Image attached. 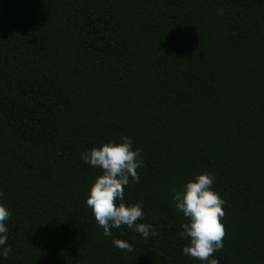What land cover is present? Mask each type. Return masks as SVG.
Here are the masks:
<instances>
[{"label": "trees", "instance_id": "trees-1", "mask_svg": "<svg viewBox=\"0 0 264 264\" xmlns=\"http://www.w3.org/2000/svg\"><path fill=\"white\" fill-rule=\"evenodd\" d=\"M125 135L147 239L85 203L80 154ZM201 172L225 201L210 259L264 264V0H0V264H200L171 195Z\"/></svg>", "mask_w": 264, "mask_h": 264}, {"label": "clouds", "instance_id": "clouds-1", "mask_svg": "<svg viewBox=\"0 0 264 264\" xmlns=\"http://www.w3.org/2000/svg\"><path fill=\"white\" fill-rule=\"evenodd\" d=\"M80 158L83 163L100 170L85 203L98 226L102 227L103 234L111 236V229L124 226L144 239L157 235L151 223L138 222L144 217L141 202L131 205L123 202L125 187L139 182L137 169L143 166L141 151L133 148L132 139L125 135L119 142L103 143L83 151ZM214 181V175L201 172L189 179L181 191L171 195L174 207L187 220L181 224L182 230L178 233L179 238L188 240L182 253L199 260L200 264H218L217 259L210 257L223 248L225 229L221 218L225 215L222 207L225 201L212 188ZM11 215V211L0 203V260L7 259L11 252V246H6L9 228L5 223ZM112 244L128 253L133 251L132 244L126 240L113 238Z\"/></svg>", "mask_w": 264, "mask_h": 264}]
</instances>
